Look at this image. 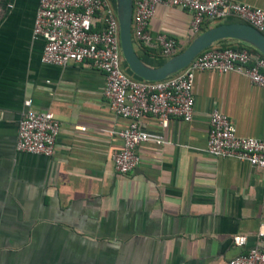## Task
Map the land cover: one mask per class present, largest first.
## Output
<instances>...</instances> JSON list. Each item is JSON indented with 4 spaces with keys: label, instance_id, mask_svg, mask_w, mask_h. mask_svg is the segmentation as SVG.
Masks as SVG:
<instances>
[{
    "label": "crops",
    "instance_id": "1",
    "mask_svg": "<svg viewBox=\"0 0 264 264\" xmlns=\"http://www.w3.org/2000/svg\"><path fill=\"white\" fill-rule=\"evenodd\" d=\"M234 1L264 7V0ZM37 6L0 0V264H227L245 248L264 250V169L205 151L214 108L237 135L264 137V89L235 71H197L192 120L171 118L163 127L143 116V130L165 142L143 143L139 165L118 174L112 156L122 141L111 132L129 121L110 109L102 71L42 62L44 41L32 35ZM191 18L160 4L149 30L174 39L180 52L215 25L194 34ZM133 41L146 64L166 60L158 45ZM221 41L214 46L243 43ZM122 67L135 78L124 60ZM26 100L61 124L52 156L16 149ZM239 233L244 247L232 243Z\"/></svg>",
    "mask_w": 264,
    "mask_h": 264
},
{
    "label": "built area",
    "instance_id": "2",
    "mask_svg": "<svg viewBox=\"0 0 264 264\" xmlns=\"http://www.w3.org/2000/svg\"><path fill=\"white\" fill-rule=\"evenodd\" d=\"M132 36L143 45L159 46L163 57L178 53L177 42L165 34L153 36L149 23L160 4L179 7L191 13V30L200 32L205 22L236 20L252 25L264 35V7L234 0H132ZM32 35L44 41L41 60L65 66L89 63L105 76L103 94L110 109L128 125L112 131L122 145L112 156L118 174L132 172L140 163L139 147L148 141L164 143L142 128L141 118L155 116L165 127L171 118L191 121L194 115L193 83L197 71H235L244 74L264 89V57L247 48L215 47L198 54L180 72L158 81L129 76L122 67L119 23L115 0H38ZM18 122L16 149L52 156L61 124L50 111L35 110L31 100ZM85 130L84 126H78ZM205 151L214 157L233 158L264 169V137H244L236 133L232 120L214 108L209 114V131ZM264 229V222L261 224ZM264 231L258 232V237ZM246 234L232 236L234 246L247 244ZM227 264H264V250L259 245L245 248Z\"/></svg>",
    "mask_w": 264,
    "mask_h": 264
},
{
    "label": "water",
    "instance_id": "3",
    "mask_svg": "<svg viewBox=\"0 0 264 264\" xmlns=\"http://www.w3.org/2000/svg\"><path fill=\"white\" fill-rule=\"evenodd\" d=\"M115 1L121 54L130 73L135 78L158 81L170 77L186 68L202 51L224 39L241 41L264 56V35L259 30L244 22H222L199 33L182 51L167 58L160 65H148L142 61L134 48L131 28L132 0Z\"/></svg>",
    "mask_w": 264,
    "mask_h": 264
},
{
    "label": "trees",
    "instance_id": "4",
    "mask_svg": "<svg viewBox=\"0 0 264 264\" xmlns=\"http://www.w3.org/2000/svg\"><path fill=\"white\" fill-rule=\"evenodd\" d=\"M222 22H217L215 23L216 24H220ZM219 42H222V41H219ZM225 47H232V48H238V49H241V48H247L248 50H250L251 52L253 53H256L260 56H263L261 53L257 52L256 50H254L251 46L247 45V44H244V43H240L239 45H229V46H225ZM264 57V56H263ZM137 78V77H136Z\"/></svg>",
    "mask_w": 264,
    "mask_h": 264
}]
</instances>
